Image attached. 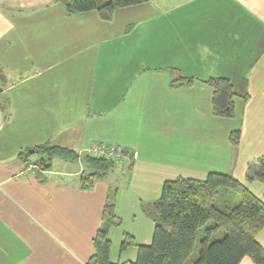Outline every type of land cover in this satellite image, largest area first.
Segmentation results:
<instances>
[{"label":"crops","instance_id":"obj_1","mask_svg":"<svg viewBox=\"0 0 264 264\" xmlns=\"http://www.w3.org/2000/svg\"><path fill=\"white\" fill-rule=\"evenodd\" d=\"M0 73V264H87L113 188L123 227L108 229L111 262L136 257L114 250L124 233L151 242L143 208L166 180L224 172L264 201V182L245 180L264 156V0H146L110 20L63 0H0ZM211 76L233 84L232 117L212 114ZM94 141L138 156L86 187ZM37 144L77 157L43 168L29 156H43ZM256 239L264 247V227Z\"/></svg>","mask_w":264,"mask_h":264},{"label":"trees","instance_id":"obj_2","mask_svg":"<svg viewBox=\"0 0 264 264\" xmlns=\"http://www.w3.org/2000/svg\"><path fill=\"white\" fill-rule=\"evenodd\" d=\"M145 1L63 0V3L67 13L95 10L100 19L110 20L116 9ZM189 79L179 76L174 80L187 82ZM204 81L212 89V114L232 117L235 91L231 81L221 76H211ZM239 135L240 129L232 130L229 141L237 144ZM31 149L43 155L35 160L43 168L50 165V158L54 155L70 159L77 157L73 151L56 145L37 144ZM25 156L27 158V152H24ZM82 159L93 168L82 175L86 187L116 164L114 160L87 154ZM245 180L264 182V156L246 162ZM116 190L113 188L107 193L101 224L92 239L94 252L87 264H238L244 257L253 264H264V247L256 239L264 227V201L232 175L217 171L208 172L204 179L177 177L164 181L159 197L143 208L154 223L151 242L137 244L133 236L124 233L120 249L136 246V257L111 262V242L107 232L109 227L121 223L115 214ZM235 195L239 200L231 207L229 204ZM208 221L211 224L206 226ZM201 230L203 236L199 239L198 254L193 256Z\"/></svg>","mask_w":264,"mask_h":264},{"label":"built area","instance_id":"obj_3","mask_svg":"<svg viewBox=\"0 0 264 264\" xmlns=\"http://www.w3.org/2000/svg\"><path fill=\"white\" fill-rule=\"evenodd\" d=\"M85 154L93 157H103L114 160L120 166H129L137 159L135 150L127 149L118 144H109L102 141H94L84 149ZM83 151L81 152V154ZM35 164L29 162L24 168L25 172H34Z\"/></svg>","mask_w":264,"mask_h":264},{"label":"rangeland","instance_id":"obj_4","mask_svg":"<svg viewBox=\"0 0 264 264\" xmlns=\"http://www.w3.org/2000/svg\"><path fill=\"white\" fill-rule=\"evenodd\" d=\"M29 156H30L32 159H34V160L37 159V158H36L37 154H35V153L30 154ZM112 171H114V170H112ZM112 173H113V172H112ZM112 173H110V176H112ZM238 200H239L238 196L235 195L234 198H233V200H232V202L229 204V206L232 207V206L236 205V204L238 203ZM215 204L218 205V206L220 205L218 201H215ZM210 224H211V221H208L207 224H206V226H209ZM122 227H123V225H122V226L120 225V227H118V228L121 229ZM202 236H203V230H201V231L199 232V235H198L197 241H196V243H195V245H194V248H193V252H192L193 256H196V255L198 254V250H199V239H200ZM121 241H122V240H121ZM121 241H120L119 244L114 245V250H115V248H116L117 252H118V250H119V247H120ZM118 245H119V247H118ZM130 247H131V246H129V247H127V248H130ZM128 250H131V249H128ZM128 252H129V251H128Z\"/></svg>","mask_w":264,"mask_h":264},{"label":"water","instance_id":"obj_5","mask_svg":"<svg viewBox=\"0 0 264 264\" xmlns=\"http://www.w3.org/2000/svg\"><path fill=\"white\" fill-rule=\"evenodd\" d=\"M30 151H32V150H30Z\"/></svg>","mask_w":264,"mask_h":264}]
</instances>
